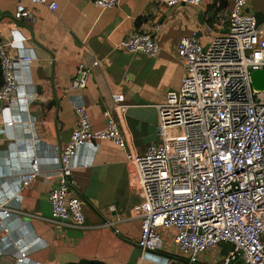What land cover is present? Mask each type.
<instances>
[{
  "label": "crops",
  "instance_id": "obj_1",
  "mask_svg": "<svg viewBox=\"0 0 264 264\" xmlns=\"http://www.w3.org/2000/svg\"><path fill=\"white\" fill-rule=\"evenodd\" d=\"M53 1L58 4L54 12L22 0L33 19L15 27L20 0H0V39L15 42L9 47L13 54L33 58L19 67L17 77L23 91L36 96L22 116L34 122V135L3 125L9 112H0V200L12 198L4 210L10 216L0 214V264H17L19 249L26 252L23 264H169L175 257L174 231L163 232V251L144 252L137 244L145 200L127 153L142 154L161 143L157 106L168 92L180 88L185 73L178 42L194 33L203 44L209 42L206 24L213 23L212 5L218 0L168 9L156 0H123L110 10L88 0ZM246 12L264 15V3L251 1ZM155 25L160 26L156 32ZM136 31L153 33L161 47L157 56L119 47ZM81 62L91 70L89 83L84 91L71 92ZM119 96L128 108L113 113L128 149L109 139L86 144L74 160L77 187L72 189L85 202V224L53 218L49 194L56 182L47 176L58 170L56 153L78 126L73 99L84 100L93 131L102 132L107 128L103 113ZM35 152L40 176L27 188L13 186L11 162L29 166Z\"/></svg>",
  "mask_w": 264,
  "mask_h": 264
},
{
  "label": "built area",
  "instance_id": "obj_2",
  "mask_svg": "<svg viewBox=\"0 0 264 264\" xmlns=\"http://www.w3.org/2000/svg\"><path fill=\"white\" fill-rule=\"evenodd\" d=\"M28 1L53 12L58 9L53 0ZM88 1L110 10L123 0ZM156 1L167 9L204 4L203 0ZM251 1L227 0V7L214 13L213 23L206 24L211 35L207 44L196 33L179 40L177 53L185 73L180 88L168 92L166 101L157 106L161 143L142 154L127 153L145 200L137 244L144 252L163 251V232L174 231L175 257L169 264H264V90L255 89L251 79L254 71L264 70V26L246 12ZM14 19L15 27L33 19L22 0ZM159 29L155 25L153 31ZM14 43L0 39V112L10 114L2 124L34 135V122L23 121L22 116L36 96L24 92L17 77L19 67L33 58L10 52ZM119 47L152 57L161 49L153 33L143 31L132 33ZM90 76V68L81 62L69 90L84 91ZM123 101L121 96L114 99L113 108L103 113L106 130L94 132L84 100L73 99L78 126L56 153L58 170L47 176L56 182L49 194L53 218L79 227L85 224V202L72 193L77 187L74 160L89 142L109 139L128 149L113 113L127 110ZM38 146L35 138L34 147ZM38 160L36 152L29 166L9 160L16 177L12 185L24 189L36 182ZM11 200H0V214L10 216L4 210ZM19 252L17 264H23L26 252Z\"/></svg>",
  "mask_w": 264,
  "mask_h": 264
},
{
  "label": "water",
  "instance_id": "obj_3",
  "mask_svg": "<svg viewBox=\"0 0 264 264\" xmlns=\"http://www.w3.org/2000/svg\"><path fill=\"white\" fill-rule=\"evenodd\" d=\"M257 19L258 26L264 23V15L262 13H257L255 15ZM204 15L201 16V21L203 24ZM199 38V35L196 36ZM252 85L257 90H264V70L254 71L251 76Z\"/></svg>",
  "mask_w": 264,
  "mask_h": 264
},
{
  "label": "trees",
  "instance_id": "obj_4",
  "mask_svg": "<svg viewBox=\"0 0 264 264\" xmlns=\"http://www.w3.org/2000/svg\"><path fill=\"white\" fill-rule=\"evenodd\" d=\"M219 3L220 6L217 8L216 7V4ZM227 7V0H218L214 5H212V9L214 10V12H218L222 9H225ZM3 84V78H2V73H1V69H0V88ZM92 264H101L100 262H95V263H92Z\"/></svg>",
  "mask_w": 264,
  "mask_h": 264
},
{
  "label": "rangeland",
  "instance_id": "obj_5",
  "mask_svg": "<svg viewBox=\"0 0 264 264\" xmlns=\"http://www.w3.org/2000/svg\"><path fill=\"white\" fill-rule=\"evenodd\" d=\"M262 2L264 3V0H262Z\"/></svg>",
  "mask_w": 264,
  "mask_h": 264
}]
</instances>
